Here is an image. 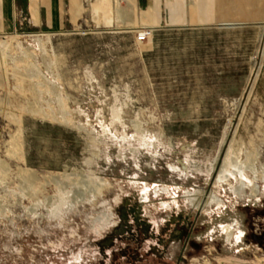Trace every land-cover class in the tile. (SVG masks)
<instances>
[{
    "label": "rangeland",
    "instance_id": "rangeland-1",
    "mask_svg": "<svg viewBox=\"0 0 264 264\" xmlns=\"http://www.w3.org/2000/svg\"><path fill=\"white\" fill-rule=\"evenodd\" d=\"M132 36L0 35V264H264V18Z\"/></svg>",
    "mask_w": 264,
    "mask_h": 264
},
{
    "label": "crops",
    "instance_id": "crops-1",
    "mask_svg": "<svg viewBox=\"0 0 264 264\" xmlns=\"http://www.w3.org/2000/svg\"><path fill=\"white\" fill-rule=\"evenodd\" d=\"M263 18L264 0H0V35L17 30L73 33L116 42L139 27L188 32L244 29Z\"/></svg>",
    "mask_w": 264,
    "mask_h": 264
},
{
    "label": "bare ground",
    "instance_id": "bare-ground-1",
    "mask_svg": "<svg viewBox=\"0 0 264 264\" xmlns=\"http://www.w3.org/2000/svg\"><path fill=\"white\" fill-rule=\"evenodd\" d=\"M228 156V155H227ZM225 158L223 165L221 167L220 173H219V177L217 180V183H224L227 181L228 177H235L238 176L239 180H240V186L239 188L235 189L233 192L234 194H236L237 196L240 195V193L243 191L244 188H246L247 186H250V188H254V186L252 185V183L246 178L244 172L242 169H240V167L237 169L236 167V171H230L228 168L230 167V165H227L229 161H227V157ZM231 161V160H230ZM232 163V162H231ZM230 163V164H231ZM234 165V164H233ZM229 166V167H227ZM234 169V168H233ZM245 190V189H244ZM254 195H256L257 191L256 188H254ZM197 195L196 197H193V195ZM198 198V200L194 203V200H196ZM187 199L190 200V202L194 203L195 206H198L199 208H201L204 205H209L210 204H219V201L214 198V197H206L204 196L201 192H194V193H190L187 195ZM200 201V204H198L197 202ZM227 233L231 236V230L227 228Z\"/></svg>",
    "mask_w": 264,
    "mask_h": 264
},
{
    "label": "built area",
    "instance_id": "built-area-1",
    "mask_svg": "<svg viewBox=\"0 0 264 264\" xmlns=\"http://www.w3.org/2000/svg\"><path fill=\"white\" fill-rule=\"evenodd\" d=\"M154 29L151 27H139L135 30L134 42L141 45L151 39Z\"/></svg>",
    "mask_w": 264,
    "mask_h": 264
},
{
    "label": "flooded vegetation",
    "instance_id": "flooded-vegetation-1",
    "mask_svg": "<svg viewBox=\"0 0 264 264\" xmlns=\"http://www.w3.org/2000/svg\"><path fill=\"white\" fill-rule=\"evenodd\" d=\"M227 228H231V234L233 235V233H232V227H225V228L222 229V232H224V234H225V236H226V240L228 241L229 239L232 238V235L230 236V235L227 233V231H226ZM237 239L239 240L240 237H237Z\"/></svg>",
    "mask_w": 264,
    "mask_h": 264
}]
</instances>
